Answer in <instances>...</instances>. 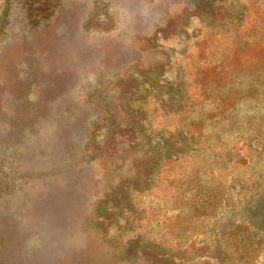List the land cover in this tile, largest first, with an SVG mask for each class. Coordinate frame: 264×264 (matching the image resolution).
Segmentation results:
<instances>
[{"label":"rangeland","instance_id":"1","mask_svg":"<svg viewBox=\"0 0 264 264\" xmlns=\"http://www.w3.org/2000/svg\"><path fill=\"white\" fill-rule=\"evenodd\" d=\"M0 264H264V0H0Z\"/></svg>","mask_w":264,"mask_h":264}]
</instances>
